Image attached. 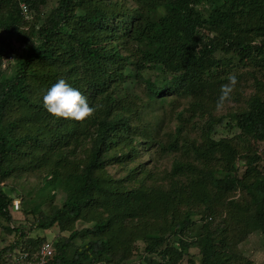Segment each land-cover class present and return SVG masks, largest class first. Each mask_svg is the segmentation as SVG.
<instances>
[{"label": "trees", "instance_id": "trees-1", "mask_svg": "<svg viewBox=\"0 0 264 264\" xmlns=\"http://www.w3.org/2000/svg\"><path fill=\"white\" fill-rule=\"evenodd\" d=\"M59 79L90 117L45 109ZM182 102L163 137L155 112ZM223 124L237 132L215 139ZM259 143L264 0H0V220L14 201L1 184L38 180L19 199L33 221L7 227L0 264L52 227L50 264H253L240 245L264 237Z\"/></svg>", "mask_w": 264, "mask_h": 264}, {"label": "rangeland", "instance_id": "rangeland-1", "mask_svg": "<svg viewBox=\"0 0 264 264\" xmlns=\"http://www.w3.org/2000/svg\"><path fill=\"white\" fill-rule=\"evenodd\" d=\"M14 45L17 46V43L14 42ZM183 107H185L184 102H182V106L175 107L174 105V106L169 107L166 105L162 109L157 110L155 112V117L157 119H159V117L163 116L165 113L164 119L162 120V123H161V134L163 137H166V135L172 133L176 125V120H175L173 113L174 111H178ZM147 117L149 118L150 114H148ZM236 132L237 131L235 129H232L229 125L223 124V125L215 127V133L213 134V137L215 139H218L220 137H232ZM258 150L264 152V143L258 144ZM170 160H171V156H167V157L165 156L161 159L160 165L162 167L168 168L170 164ZM37 182L38 180L34 176H24L22 179L11 177L10 179L8 178L6 181H4L1 185H4L3 187H4L5 192L10 194L12 198L14 199V201H18L21 196H26L29 193L31 195H34L35 185ZM11 188H13V191H10ZM63 199H64L63 194L57 192L54 195L53 204L61 205ZM12 219L13 221L10 223L0 220V251L4 249L5 247L16 243V239H17L16 232H9L7 230V227H11L12 229L13 228L18 229L19 227H23L25 231H28L29 224L30 222L33 221V214L26 215L22 213L21 206H19V202H18L16 208H15V205L13 204ZM80 226L81 225L78 224L77 227L79 228ZM57 235H58V229L56 227H52L47 230L34 229L33 231L27 234V237L30 239H34V240L45 239L53 243V241L56 240ZM62 235H67V234L65 233ZM19 245L20 243L19 241H17L16 246H19ZM240 249L244 255H246L248 258L252 260L253 264H264V237L261 236L260 233L253 232L248 237V239L240 245ZM188 252L191 255H195L197 253V250L194 248H191L189 249ZM183 263L186 264L185 262Z\"/></svg>", "mask_w": 264, "mask_h": 264}, {"label": "clouds", "instance_id": "clouds-1", "mask_svg": "<svg viewBox=\"0 0 264 264\" xmlns=\"http://www.w3.org/2000/svg\"><path fill=\"white\" fill-rule=\"evenodd\" d=\"M236 83V77L229 75V84L222 87L221 100L227 98ZM43 106L55 117L82 121L90 117L95 109L89 105L78 89L70 86L64 79L57 80L43 95Z\"/></svg>", "mask_w": 264, "mask_h": 264}, {"label": "built area", "instance_id": "built-area-1", "mask_svg": "<svg viewBox=\"0 0 264 264\" xmlns=\"http://www.w3.org/2000/svg\"><path fill=\"white\" fill-rule=\"evenodd\" d=\"M18 201H13L15 208ZM53 254V243L51 241L42 242L32 252H19L13 256V259L6 264H50V259Z\"/></svg>", "mask_w": 264, "mask_h": 264}]
</instances>
